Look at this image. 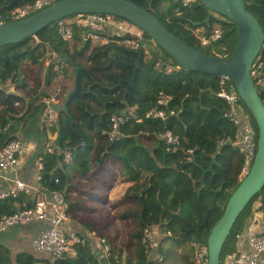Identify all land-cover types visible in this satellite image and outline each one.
<instances>
[{"label":"trees","instance_id":"trees-1","mask_svg":"<svg viewBox=\"0 0 264 264\" xmlns=\"http://www.w3.org/2000/svg\"><path fill=\"white\" fill-rule=\"evenodd\" d=\"M35 1L0 0V24L13 21L9 17L11 11ZM130 1L151 12L170 31L204 53L226 56L235 50V24L226 17L227 21H221L218 14H222L200 0L190 6L184 5L182 0ZM245 3L264 29V0H245ZM216 24H221L223 37L203 47L193 30L205 26L209 33ZM75 31L72 45L63 39L59 23L54 22L35 36L0 46V148L17 139L21 130L42 116L46 109L42 100L52 96L36 77L30 79V70L24 62L29 60L38 66L36 71L39 72L49 51L56 53L59 57L47 68L45 84L50 86L57 77L54 68L64 49L73 63L60 65L73 69L78 64L81 71L78 90L69 102L68 111L59 113L51 127V132L58 135L56 149L53 153L45 150L40 156L44 164L40 180L43 188L62 191L72 207L78 201L72 196L74 185L70 172L74 168L85 175L92 170V162L101 168L114 160L123 181H137L144 173L150 175L145 189L129 194L116 205V215L132 227L127 244L132 253L125 260V250L111 244L112 236L101 226L88 224L90 231L104 237L111 245L107 264H155L143 243L144 230L148 227L159 226L163 233H169L164 240H170L178 248L194 252V244L207 246L213 226L221 219L230 196L241 182L246 163L245 154L234 145L239 127L227 116L230 106L219 95L223 88L221 77L184 68L167 72L165 64L176 63L173 58L159 45L160 51L149 54L144 47L127 46L123 39L132 36L112 37L107 43L93 47L84 64L79 57L84 56L91 43L84 41L82 29L75 28ZM144 37L147 42L152 40L146 32ZM79 42L81 47L75 44ZM261 53L264 54V47ZM132 78L134 86L129 84ZM64 80L74 85L68 69ZM8 82L14 83L15 91L8 90ZM55 88L62 103L67 94L65 88L58 85ZM160 93L169 96L163 107L169 113L168 118H146L145 114L158 106ZM260 96L264 101V88L260 89ZM240 102L250 114L258 138L256 120L244 101L240 99ZM129 107H135L143 120L130 118L110 139L112 116ZM170 111L175 113L171 115ZM166 130H172L182 139L176 151L167 150L159 137ZM66 150L72 151V160L60 167L59 156ZM188 150L193 153L189 154ZM260 198L264 206V187L238 216L224 244L221 262L237 252V235L244 232L254 203ZM25 201L32 203L23 193L0 198V218L16 212ZM76 249L74 257L39 259L27 252L14 253L0 243V264H102L89 240L76 245ZM170 252L161 251L165 258L177 256L176 251ZM188 257L183 256L185 264H198L196 259Z\"/></svg>","mask_w":264,"mask_h":264},{"label":"built area","instance_id":"built-area-1","mask_svg":"<svg viewBox=\"0 0 264 264\" xmlns=\"http://www.w3.org/2000/svg\"><path fill=\"white\" fill-rule=\"evenodd\" d=\"M58 0H36L35 2L17 8L10 13V19L13 21L26 18L39 12ZM196 0H182L186 6H190ZM221 21H227L226 18L221 17ZM60 32L64 40L73 41L76 33L75 28L82 29V37L84 41H94L102 44L107 43L112 37L126 38L123 42L127 46L135 49L144 47L146 54H149L148 42L145 41L144 30L130 22L129 20L115 16L112 14H77L66 17L59 22ZM193 35L199 39L201 45H207L211 42H216L223 37V28L221 24H216L213 29L208 33L205 26H201L193 30ZM134 37V38H133ZM149 42H157L153 39ZM152 49V48H151ZM165 70L171 72L181 68L180 65L169 61L165 64ZM55 72L57 77L62 82L66 70L63 65H56ZM251 76L254 80L257 90L264 88V54H260L255 59L251 67ZM222 91L219 95L224 98L230 108L227 116L238 125V131L234 140L235 147L239 148L245 154L246 163L242 169L241 179H243L249 172L254 157L257 151V130L249 113L242 107L240 102L241 97L238 91L228 77H221ZM169 96H164L160 93L158 99V106L145 114L148 119L166 120L169 113L163 108L166 105ZM46 104V109L43 114V122L48 133L52 134L51 127L56 123L58 113L50 106L52 103H59L56 96L44 97L42 100ZM175 111H170L174 114ZM130 118L137 121H142L135 107H129L120 113L114 114L112 120V131L109 132L110 139H113L118 133L122 124L126 123ZM159 137L164 140L167 150L176 151L181 144V137L175 134L172 130H166L164 133L159 134ZM56 149L55 144H49L47 151L53 153ZM25 151V145L20 138L14 139L4 147L0 148V176L5 175V171L18 169L22 164V157ZM188 153H193V150H188ZM73 153L71 150H66L60 160V167L64 164L71 162ZM39 175L41 180V171L44 167L43 160L40 157L39 161ZM14 186L11 189L2 191L0 198L8 196L16 197L19 193L25 194L28 199L32 201L29 205L28 201L19 205L16 212L10 215H4L0 218V232H8L20 225L29 224L37 221L47 222L38 235L33 239V247L36 251L47 253L52 260L59 259L65 255L74 257L77 255L76 245L82 244L85 240L80 233L75 231H67L63 228V223L69 218L70 205L62 191L54 190L48 191L45 195L31 199L35 193V188L28 183L22 181L18 177L12 178ZM58 181V180H57ZM169 234V233H167ZM165 234V235H167ZM159 233L155 227H148L144 230L143 243L146 246V252L151 254L153 261L156 263L163 261L159 255H153V248L157 243ZM241 234L237 235L239 240ZM102 244V252L106 255L109 254L111 245L104 238L99 237ZM249 251L238 250L236 253L227 255L221 264H264L261 256L264 254V230L255 232L249 230L247 232ZM195 259L198 264H208L209 253L208 246L201 244H194Z\"/></svg>","mask_w":264,"mask_h":264},{"label":"water","instance_id":"water-1","mask_svg":"<svg viewBox=\"0 0 264 264\" xmlns=\"http://www.w3.org/2000/svg\"><path fill=\"white\" fill-rule=\"evenodd\" d=\"M200 1L235 24L237 44L231 54L214 56L189 45L151 12L130 0H59L26 18L0 24V46L35 36L51 23L59 22L66 17L92 13L112 14L125 18L144 30L181 68L230 78L256 120L258 141L249 172L233 191L224 214L213 226L208 237V264H221L222 250L234 223L250 200L264 187V101L251 76V67L264 47V29L259 20L247 9L245 0ZM58 63H73V59L66 55L63 49ZM136 64L139 67V61ZM80 71L81 66L75 64L72 70L73 88L66 94L62 103L50 104L58 114L68 111L69 102L78 90ZM123 82L121 80L120 85ZM129 84L134 86V78L129 80ZM61 158L62 155L59 156V160Z\"/></svg>","mask_w":264,"mask_h":264},{"label":"crops","instance_id":"crops-1","mask_svg":"<svg viewBox=\"0 0 264 264\" xmlns=\"http://www.w3.org/2000/svg\"><path fill=\"white\" fill-rule=\"evenodd\" d=\"M48 56L52 57L46 58L39 72L36 71L38 66L31 64L29 60H26L25 64L28 69L30 68V79L36 77L37 81L43 83L45 91L53 92L57 85L58 87L65 88L63 84L65 83V85H67L68 80L61 82L58 77H55L50 86L45 84L47 79V68L51 64L50 62L55 58V53H48ZM58 57L59 56H57V58ZM23 79L24 76L21 78V83L23 82ZM7 87L9 91H15L14 83L8 82ZM56 97H58V95H56ZM46 131L42 115L32 120L26 128L18 133V138H20L25 145L22 164L18 169L7 170L5 171L4 176H0V193L11 189L14 186L12 180L13 177H18L35 188V193L31 199L41 197L48 192V190L43 188L38 178L40 172L39 161L40 156L47 149L49 144L57 145L58 135L57 133L50 134ZM70 174L73 178L74 185L72 196L78 201L74 206L70 207L69 218L62 226L65 230L78 232L85 237V239L89 240L93 250L99 254L102 264H107L106 260L108 255L102 252V244L99 241L100 236H98L96 232L90 231L88 224L94 226L101 224L105 226L107 224L109 226L110 222H108L107 219L111 218L110 216L112 214L114 216L113 219L117 221L120 220L116 215V211L118 210L116 205L129 194L140 193L145 189L149 184L150 175L144 173L141 179L131 182L123 181L121 175L112 180L108 178L109 175L106 172V168H100L94 162H92V170L89 173L82 175L74 168L71 170ZM109 207L110 209L111 207L113 209H111V215L101 218L94 217L102 210H109ZM99 221L102 223H99ZM45 225H47V222L37 221L20 225L5 233L0 232V243L9 247L14 253L27 252L39 259H51L47 253L38 252L33 247V239ZM101 228L104 230L103 227ZM155 228L157 229L159 236L157 243L152 250L153 255H159L163 258L161 251L168 248L167 246L169 245V248L174 247L170 240H164L166 235L162 232L161 228L159 226H156ZM107 229L108 228L106 227V232ZM249 230H254L255 232H261L264 230V206L261 198L254 203L253 214L250 216L248 224L237 242V251L250 250L247 239V232ZM261 258L264 261V254H262Z\"/></svg>","mask_w":264,"mask_h":264},{"label":"rangeland","instance_id":"rangeland-1","mask_svg":"<svg viewBox=\"0 0 264 264\" xmlns=\"http://www.w3.org/2000/svg\"><path fill=\"white\" fill-rule=\"evenodd\" d=\"M220 16L221 17H225L223 15H220ZM36 41H39V39H36ZM70 42H71V45H72L73 44V41H70ZM75 44L78 47H81L82 46V43L81 42L75 43ZM212 44H214V43L211 42V43H209L207 45H202V46L203 47H209ZM98 45H101V44H99L97 42L94 43V41H91L90 47L85 51L83 57H79V60L82 61L84 64H86V58H87V56L90 54V52L93 49V47H96ZM147 46L150 49L149 52H152V51H154V52L160 51L159 47L154 42H148ZM49 53H51V51H49ZM50 57H52V56H48L47 58H50ZM55 58L57 59L56 53H55ZM58 65H60V64H58ZM66 67H67L68 70L71 71V77H72V70L73 69H71L70 66H66ZM29 70H30V68H29ZM29 76H30V74H29ZM67 83H68L67 85H64V87H65L64 90H65L66 93H68V91H70L73 88V85H72L71 81H68ZM52 94H53L52 96L58 95L59 94L58 93V90L55 88L53 90ZM104 168H106V172L109 175L108 176L109 179L114 180V179H116V177H118L120 175L119 165L114 160H109L108 163L105 165ZM111 209H112V207H111ZM111 209L109 207V210L108 209L107 210H102L101 212L97 213L94 217L95 218H101V217H106L108 215H111L112 214V210H113V209L112 210ZM110 217L111 218H108L107 219V221L110 222L109 223V226L107 224L105 225L108 228L107 229V233L110 236H112V237H110L113 240V241H111V244L112 245L115 244L114 245L115 247H122L125 250V255H124V260H125V258H127V256L128 255H131V253H132V250L127 246V244L130 242V235H131V231H132L131 224L130 223H126V222L122 221L121 219L118 220V221L115 220V219H113L114 218L113 214ZM99 223H102V222L99 221ZM98 226L103 227L104 230L106 231V227L103 226L102 224L101 225H98ZM169 246H167L168 248H165L164 251L167 252V253H171L170 251H173V252L176 251L177 252V256L171 255V256H169V258H165V254H163L164 261H161V262L158 261V264H185L184 263V260H183V256L188 257V255L191 256V259H194L195 260V251L194 252H191L189 248H181L180 249V248L174 246L173 244H172V246L174 248H169ZM156 264H157V262H156Z\"/></svg>","mask_w":264,"mask_h":264},{"label":"clouds","instance_id":"clouds-1","mask_svg":"<svg viewBox=\"0 0 264 264\" xmlns=\"http://www.w3.org/2000/svg\"><path fill=\"white\" fill-rule=\"evenodd\" d=\"M227 18V17H226ZM228 19V18H227ZM229 20V19H228ZM230 21V20H229ZM59 64V63H58ZM65 68V67H64ZM66 70V69H65ZM257 141H258V138H257ZM242 180V179H241Z\"/></svg>","mask_w":264,"mask_h":264},{"label":"flooded vegetation","instance_id":"flooded-vegetation-1","mask_svg":"<svg viewBox=\"0 0 264 264\" xmlns=\"http://www.w3.org/2000/svg\"><path fill=\"white\" fill-rule=\"evenodd\" d=\"M58 56V55H57Z\"/></svg>","mask_w":264,"mask_h":264}]
</instances>
